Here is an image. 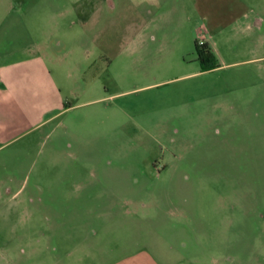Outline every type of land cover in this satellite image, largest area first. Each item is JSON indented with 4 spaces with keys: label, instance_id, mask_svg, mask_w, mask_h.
<instances>
[{
    "label": "rangeland",
    "instance_id": "1",
    "mask_svg": "<svg viewBox=\"0 0 264 264\" xmlns=\"http://www.w3.org/2000/svg\"><path fill=\"white\" fill-rule=\"evenodd\" d=\"M47 37L73 107L0 153V264H264V0H0Z\"/></svg>",
    "mask_w": 264,
    "mask_h": 264
},
{
    "label": "crops",
    "instance_id": "2",
    "mask_svg": "<svg viewBox=\"0 0 264 264\" xmlns=\"http://www.w3.org/2000/svg\"><path fill=\"white\" fill-rule=\"evenodd\" d=\"M52 42L48 37L31 39L20 52L8 51L0 45V153L11 146H15L17 152L26 149L28 142L24 143L28 137H43L45 132L49 133L52 121L73 107L66 103L67 98L62 95L50 68V61L58 59L51 48ZM91 102L94 101L86 103ZM20 142L23 146L17 147ZM4 163L0 156V167ZM4 184L6 182L0 179V205L4 199L3 190L10 200L16 194Z\"/></svg>",
    "mask_w": 264,
    "mask_h": 264
},
{
    "label": "trees",
    "instance_id": "3",
    "mask_svg": "<svg viewBox=\"0 0 264 264\" xmlns=\"http://www.w3.org/2000/svg\"><path fill=\"white\" fill-rule=\"evenodd\" d=\"M195 53L197 55V60L201 65L203 71L216 68L215 65H210L214 60V55L210 47L206 44H200L197 41L194 42Z\"/></svg>",
    "mask_w": 264,
    "mask_h": 264
},
{
    "label": "flooded vegetation",
    "instance_id": "4",
    "mask_svg": "<svg viewBox=\"0 0 264 264\" xmlns=\"http://www.w3.org/2000/svg\"><path fill=\"white\" fill-rule=\"evenodd\" d=\"M197 56V55H196Z\"/></svg>",
    "mask_w": 264,
    "mask_h": 264
}]
</instances>
